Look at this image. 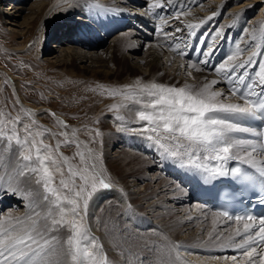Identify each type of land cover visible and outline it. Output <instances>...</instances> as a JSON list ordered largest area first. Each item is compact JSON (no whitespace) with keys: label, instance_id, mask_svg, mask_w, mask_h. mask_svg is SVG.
Wrapping results in <instances>:
<instances>
[{"label":"snow or ice","instance_id":"6c2138e0","mask_svg":"<svg viewBox=\"0 0 264 264\" xmlns=\"http://www.w3.org/2000/svg\"><path fill=\"white\" fill-rule=\"evenodd\" d=\"M172 2L167 0L168 4ZM95 7L102 8L98 4ZM164 7L161 0L150 5L153 12ZM174 15L178 19L180 13ZM216 15L213 12L208 19ZM204 23L187 24L189 35L196 37V30ZM181 31L180 27L172 30ZM211 38L223 39L219 31ZM199 43L204 45L203 40ZM168 47L184 57L190 46L184 44L181 50V43L176 42ZM259 49V44L246 50L237 45L234 55L217 66L203 69L199 65L209 64L214 46L208 44L203 51L200 47L194 49L200 58L196 62L189 58V67L198 72H214L227 82V92L223 88L212 90L219 82L217 79L197 89L188 85L141 83L138 79L126 91L112 89L108 95L123 96L141 105L138 121L147 123L135 131L153 141L162 150V158L173 159L181 168L197 170L205 180L236 178L252 188L253 198L264 203V51ZM245 51L250 52L247 59L235 63ZM253 68L257 70L252 72ZM60 123L68 129L67 124ZM37 127L34 119L24 122L20 116L0 111V158L5 159L0 165V200L8 195L24 199L36 194L28 200L25 216L5 217L0 212V264H112L103 245L91 235L88 222L90 202L101 190L116 186L99 164L98 149L81 151L82 144L69 138L67 130L50 134L52 139L57 135L64 137L53 148L45 136L48 130L41 132ZM85 131L91 144L101 135L99 131ZM71 136H76L75 130ZM72 144L77 148L78 163L60 152L62 145ZM131 209L132 205L127 203V210ZM236 220L244 221L243 231L235 232V237L243 239L236 241L232 236L227 239L238 255L212 258L230 260L233 264H264V219L259 220L255 229L252 216H237ZM209 238H213L212 233ZM125 243L144 253H136L138 264H180L184 250L178 242L148 244L135 236H129Z\"/></svg>","mask_w":264,"mask_h":264},{"label":"bare ground","instance_id":"6f19581e","mask_svg":"<svg viewBox=\"0 0 264 264\" xmlns=\"http://www.w3.org/2000/svg\"><path fill=\"white\" fill-rule=\"evenodd\" d=\"M11 1L13 2V0ZM32 1L35 2L32 4L30 3ZM186 1L187 0H173L171 4H174V2L178 4H182L183 2L185 4ZM189 1H194L195 3L200 4V9L192 11L194 10L192 7H189L188 9L184 8V10H188L186 15H181L182 17H179L178 19L175 15H172L163 23V25L168 27H184L185 30L187 29L186 25L189 23L200 24L201 21H206V23L198 28L201 29L210 27L216 23L221 16H224V22H229L233 16L237 17V22H239V24L243 23L247 18L245 8L248 6L246 5L247 2H245V4L244 2H236V0ZM251 1L253 3L260 1L264 2V0ZM21 2L26 6H31L29 8L19 5L12 6L11 3L9 7H12L2 12V18L7 25L11 28H18L21 30V33H23L22 30L30 27L32 23L39 19L43 12L50 6L53 8L52 12L60 11V18L58 20L59 23H57L56 26L57 31L55 32V36L58 34V37L60 38L63 37V39H65L66 37L67 43L71 41L70 36H68L67 33V28L70 27V23L74 21L76 16H78L80 20H83V23L86 21L97 23L100 22L102 18L99 16H92V12H90V10H103L111 13L112 15L119 14L138 20L140 18H144V14L140 13V10L134 12L129 7L133 4L140 5L141 8H144V5L146 4V1L144 0H22ZM98 2L104 6H102V8L95 7L96 4H99ZM150 2L153 3L154 0ZM161 3L165 4L166 8L170 5L167 3V0H161ZM229 7L230 9L227 12L226 10ZM64 9H68V11ZM199 11H202V14ZM213 12L217 13V15L209 20L208 18L212 16ZM20 19H23V22H20ZM237 22L233 23V25H237ZM254 25H260L263 27L262 42H260L259 49L262 51L261 45L264 47V20H255ZM232 30L233 29L231 28L227 31L224 39H229L233 36L235 37V33H232ZM221 34H224V32L221 31ZM111 44L112 47L109 54L103 55V53L100 54L95 52L100 49L97 45L95 50L90 51L93 53H87V49H83L85 50L83 51L81 50L82 48L79 50L78 48H70L72 49L71 51L65 50V54H61L62 56L60 57L55 54L52 55L50 60L59 66H68L72 64L85 71L89 70L88 66L85 65L86 63H91L93 66L96 63L98 64L97 60L103 64L101 67L104 68V70L102 69L103 71H105V68L110 65H118L117 62H120L121 65L123 64L122 67L128 66L132 70L140 72V68L142 67L141 64L144 63L149 70L147 71L148 73L141 72L143 78L146 79V82L143 83H159L162 76H167L171 80L180 82L178 83L179 86L189 85L190 81L185 79V73H187L189 75L187 77L192 80L193 84H195L197 88L202 87L205 83H210L213 79H217L219 82L213 86L212 90L222 88V81L214 73L210 74L205 71L198 72L195 68H190L188 61L175 55L172 50L168 51L159 45H150V48L144 58L139 59L135 57L138 53L143 51L146 44L136 37V35H133L132 31L118 35L117 37L115 36ZM74 45L76 46L79 44H75L74 42ZM119 47L126 49L125 55L121 57L122 59H118L116 56V52ZM248 55H250V52L246 54L245 51V53L241 55L235 63H239L242 60L247 59ZM155 69H159L160 72L156 73ZM111 73L118 75L121 71ZM179 75H185V80L178 78ZM14 87L17 89L16 85ZM18 99L21 100L20 97H18ZM130 107L131 105H129V108ZM137 111L138 109L134 112L124 109L125 117L130 118L129 120H131V124L143 126L142 123L138 121ZM31 112L34 114L35 111L32 110ZM106 126L110 127L109 130L111 132H114L109 123H107ZM114 135H116V137L114 136V138H112V141L114 142L117 141L116 138L119 136V138L125 140L128 138L127 134ZM126 141L131 142L130 140ZM135 141H138V138H135ZM133 145L137 147L138 142ZM141 150H143L147 155L153 156V158L157 155L164 168L168 169L171 165L176 164L171 158H162V150L154 144H145ZM117 153H119L118 157H120L121 154H124V160H111V166L112 168L117 167V169L122 174L124 173L125 176L128 174L125 181L123 180V185L121 186V189H123L124 192L122 193L116 188H113L112 190H101L100 193L90 202L88 218L92 236L96 237L103 245L104 251L107 253L112 264H138L136 258L128 259L125 257V254H121L120 252L122 251V248H127L130 245L125 243V241L131 233L137 234V236L142 239L146 237L148 244L166 245L168 241H173L181 243L183 246H187V248H184L181 253L182 259L180 264H233L230 260L225 261L223 259H213L212 257L215 256H202L200 252L203 250L207 253H213L220 252L223 249L227 250L233 248L227 238L230 236L235 237L236 230L240 229L242 231L244 224L227 226L220 217L206 211L198 204L193 205L192 210L194 214L190 213L191 209L189 206H184L178 215L175 216L173 214V218L169 220V213L175 212V214H177L178 208L175 207L179 202H181V204H183V201L186 202L188 198L187 194H183V192H181L171 179L169 180L166 177L164 178V175L161 172L149 175L148 171H151V169L154 171L155 169V165L152 162L147 161L149 158L145 157L143 159L142 157L144 156H142L141 158L143 160H141V162L143 163H141L140 161H135L140 157V154L138 156V154L131 151H118ZM129 165H133V167H128ZM144 170L145 172L147 171V174L144 173L143 176H138V173H142ZM139 182L145 183V190H141L139 188ZM155 184L156 189L151 190ZM34 186L35 185H32L33 188ZM35 196L36 194L34 193L31 197L24 199L12 195L5 196L3 200H0V202L2 204L9 203L14 206L18 205V208L15 207L14 209H18L19 211L10 209L8 213L3 216H25L28 211L26 208L28 200L35 198ZM105 199L108 200L104 202ZM127 203L132 205L131 211L127 210ZM196 219L201 220L197 221ZM209 233H212V239L209 238ZM216 237H219V239H215ZM235 240L239 241L237 237H235ZM134 254L135 253L132 255Z\"/></svg>","mask_w":264,"mask_h":264},{"label":"rangeland","instance_id":"374dc122","mask_svg":"<svg viewBox=\"0 0 264 264\" xmlns=\"http://www.w3.org/2000/svg\"><path fill=\"white\" fill-rule=\"evenodd\" d=\"M21 1L22 0H13L12 2L11 0H0V111H3L5 114H10L13 117L20 116L21 120L24 122H30L32 119L36 120L38 126L37 130L41 132H43L44 129L48 130V132L45 133V136L48 137V142L53 148L55 147L56 141H63L64 137L57 135L56 139H52L50 134L59 133L63 130L69 132V138L77 139L82 144L81 151H86L87 148L96 147L98 149L97 154L100 156V166L104 168L106 174L115 181L116 186L114 188L120 190L123 185L122 182L123 180L125 181L128 174L125 176V174H122L117 167L112 168L111 160H124V154H121V156L118 157L119 153H117L118 151L129 152V150H125L122 147V143H131L133 145L138 142L136 148L143 147L145 144L154 143L153 141L147 140L146 136H142L140 132L135 131L142 126L131 124V120H129L130 118L125 117L124 109L134 112L137 109L142 110L141 105L134 101L125 100L123 96L111 97L108 95V91L112 89L126 91L128 86L134 85L135 81L138 79L141 83L146 82V79L143 78L141 72L148 73L147 71L149 69L144 63H142L140 72L137 70L134 71L128 66L122 67L123 64L121 65L120 62H117L118 65H110L105 68V71H103L104 68H101L103 64L97 60L98 64L96 63L93 66L91 63H86L85 65L88 66L89 70L85 71L72 64L68 66H59L56 63H53V61L50 60L52 55L55 54L60 57L65 54V50L71 51L72 49L70 48H78V50L81 48L77 47L78 45L75 46L72 41L67 43L66 37L63 39L64 42L62 44H57L56 40L58 34L55 36V32L57 31V23H59L60 11L52 12L53 8L50 6L43 12L39 19L32 23L30 27L23 29V33H21L20 29L14 27L11 28L7 25L2 18V12L12 6L19 5L27 8L31 6H26ZM34 2L32 1L30 3L33 4ZM236 2H247V4H245L248 5L245 7L247 17L244 20L245 23H242L241 26L236 25V31L240 34V48L246 50L248 46L260 45L263 27L260 25H254V23L255 20H264V2L260 1L253 3L251 0H236ZM98 3V5L104 6L100 2ZM10 4L12 6L9 7ZM200 7V4H196L192 11H195V9L199 10ZM229 9L230 7L226 11L228 12ZM64 10L68 11V9ZM199 12L202 14V11ZM76 17L78 18V16ZM76 17L72 23L75 22ZM19 21L23 22V19H20ZM218 21L220 23L218 27L219 29H221V27L231 29V25H233L232 22H237V17L233 16L229 22H224V16H221ZM182 28L184 29V27ZM129 31L131 30H128L127 32ZM227 31L228 30L223 31V38L227 34ZM236 35L237 34H235V37ZM235 37L233 36L229 38L234 46ZM253 37H255V39H253ZM113 40L109 41L106 47L100 48L95 52L100 54L103 53V55L109 54L112 47L111 42H113ZM149 48L150 44H146L143 51L138 53L135 57L139 59L144 58ZM261 50L264 51L262 45ZM125 51V48L119 47L117 49L116 56L118 59H122L121 57L125 55ZM86 52L93 53L90 51ZM247 53L249 52L246 51V54ZM118 71H121L118 75L111 73H117ZM155 72L159 73L160 71L159 69H155ZM185 75L186 78L184 77ZM185 75H179L178 78L190 81L188 86L197 89V86L187 77L189 75L187 73H185ZM159 83L180 87L178 84L180 82L171 80L167 76H162ZM14 84L17 89H15ZM133 91H135V89H133ZM18 97H20L21 100H19ZM17 101H19V103H16ZM129 105H131L130 108ZM32 110L35 111L34 114L31 112ZM27 113H31L32 115L28 116ZM117 116H121L123 119L117 120ZM60 121L67 124L68 129H64ZM106 122L109 123L114 132L109 130L110 127L106 126ZM139 122L142 123V125H146L147 123L144 121ZM85 129L92 130L93 132L99 131L101 133L99 137H96L95 144L89 143L91 137ZM73 130L76 132L75 137L71 136ZM114 134H127L128 138L126 140H130L131 142L119 138L120 136L116 138L117 141L114 142L112 141V138H114V136L116 137ZM135 138H138V141H135ZM60 152L68 157L73 163H78L79 157H76L75 155L77 152L75 144L62 145ZM132 152L135 153V151ZM140 153L137 152L136 154L139 156ZM145 155L147 154L145 153ZM142 156L144 155L141 153L140 157L135 161L141 162L145 157L148 158V156ZM73 157H75L74 160ZM151 157L153 158V156ZM147 161L150 160L147 159ZM4 163V158H0V165H3ZM128 167H133V165H129ZM152 170L153 169L148 171L149 175L160 173V171L157 170V166L154 171ZM144 173L147 174V171L145 172L144 170V172L138 173V176H143ZM144 184L145 183L139 182V188L141 190H145ZM153 186L154 187L151 188V190L156 189V184ZM35 187L36 186H34V188ZM180 204L181 202L177 203L175 207L178 208V212L175 210L177 214H175V212L169 213V220L172 219L174 215H178L184 206H189L184 201L182 205ZM11 206L12 208H15L13 207L14 205ZM189 207L191 209L190 213L194 214L192 210L193 205H190ZM9 210L6 212L4 211L3 215L7 214ZM13 210L19 211L18 209ZM196 220L200 221L201 219ZM130 236L139 237L134 233H131ZM143 239L141 238L142 243L143 241L148 242L146 237ZM138 249V247L130 244L127 248H122V251L120 252L121 254H125L126 258L133 259L136 258V253H140V249ZM131 253L135 254L132 255ZM141 255H144V253Z\"/></svg>","mask_w":264,"mask_h":264}]
</instances>
